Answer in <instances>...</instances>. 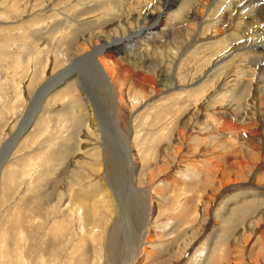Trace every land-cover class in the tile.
I'll use <instances>...</instances> for the list:
<instances>
[{"label": "rangeland", "instance_id": "374dc122", "mask_svg": "<svg viewBox=\"0 0 264 264\" xmlns=\"http://www.w3.org/2000/svg\"><path fill=\"white\" fill-rule=\"evenodd\" d=\"M213 1L197 26L202 0H0V264H264L257 76L234 100L239 74L228 58L245 52L235 47L240 37L263 36L264 23L258 18L252 34L236 28L232 45L219 51L227 39L214 38V27H225L218 16L232 17L238 0ZM164 2L159 48H148L155 69L135 61L165 88L144 86L133 72L118 78L116 116L141 166L136 186L144 189L134 191L109 88L84 69L81 84L71 80L45 98L37 92L77 45L90 50L100 36L149 27ZM186 26L198 29L188 41L180 33ZM82 86L93 95L97 121ZM223 119L239 130L222 128ZM73 194L88 213L78 212Z\"/></svg>", "mask_w": 264, "mask_h": 264}, {"label": "bare ground", "instance_id": "6f19581e", "mask_svg": "<svg viewBox=\"0 0 264 264\" xmlns=\"http://www.w3.org/2000/svg\"><path fill=\"white\" fill-rule=\"evenodd\" d=\"M208 1L209 0H202V3L199 6H201V9H204V11H202L201 9H198V11L195 14V18L198 19L197 26H200L201 23L203 22L202 21L203 16H204L203 14L205 13V11H207V9L209 10V6L207 5L209 3ZM217 1L218 2H216V1L215 2L219 3V0H217ZM224 1L225 0H223V2ZM242 1L243 0H238V1H236V3L231 2V4L234 3V7L236 8V11L234 10L235 13L233 14L232 17L229 18L227 16L226 18H222V15L218 16L219 19L221 18L223 20L225 27H224V29H219L218 26L214 27L215 34H216V36H214V38H216V37L217 38H220V37L225 38L226 37V39L228 41V42L226 41L227 43L221 42V43L217 44V46L222 47L221 49H218L219 51H224V49L226 48L227 45H228V47H230V45H232L231 37L229 35H230V33H233L236 28L242 27V29H241L242 31L247 30L249 32L248 34H252L253 31L251 30V28L255 24V22L257 21L258 18H260L261 23H264V0H244L245 2L241 6H238V5H240L239 3H241ZM79 2H82V1H79ZM210 2H211V0H210ZM228 5H227V7H228ZM163 8H164V10L162 9L163 11L161 12L158 21L151 24V26H149V27H146V26L139 27L136 30L131 31L129 35L124 36V37L114 36V37L108 38L105 36H100L97 39L96 45L90 50H85L86 48H85L84 43H81V45H77L74 48L73 54H72L71 59H70V63H68L65 67L60 69L58 71V74L51 75L46 81H44L41 84V87L38 89V92H37L38 93L37 97L45 98L46 96L49 95V93L51 95L52 90H54L58 86H61V85L68 83L71 80H77V82L81 84L83 81L82 76L85 73L84 69H88L89 71H91L94 75L97 76L98 80L101 83L103 82V84H105L109 88V92H110V95L112 97V101L114 103V108L110 111V115L113 118L112 123L114 124V135H116L117 137H122L128 142L127 144L129 145V147L127 146L126 150L128 151L129 157H130V161L128 164L130 166V170H131L130 176L132 178V179H130L131 180V188H132L131 190H134V191L135 190L136 191L141 190V189L143 190L144 188L138 189V186H136V182H137L136 180H137V178H139V175H137V174H138V169H139L140 165H139V163H137L136 155L133 154V147L130 145L131 139L125 134V132L121 128L119 121H118V116H116V112H117L116 111L117 110L116 102L118 101L117 98H121V89H120L119 84H118V78L121 75L125 76L126 74L133 72V76L136 77L137 81L140 84H142L144 86L148 85V84H152V85H154L153 87H155V89L158 91L162 88H165L163 79H159V80L157 79V81L155 82V78H152L150 75H145L139 68H137V66H138L137 61H135L136 58H139L140 60L145 58L146 62H143V65L145 64L147 66V68L149 70H151L150 69V66L152 65L150 63L151 62L150 61L151 55H149L150 53L148 54V50H149L148 48H150V46H153L154 51L158 50V48H159V46H157L158 44L156 45L154 39H156L161 33H163V30H164L163 26L165 25V22H166V16L164 14H166L165 10H167L169 8L168 3L164 2ZM229 9L231 11V8H229ZM245 9L247 11H245ZM227 11H228V9H227ZM223 16H224V14H223ZM244 16H247V18L244 19ZM242 20H244V26L241 24ZM217 21H219V20H217ZM192 26L184 27L182 29L183 32L181 30L180 33L183 34L181 37L184 38V41L185 40L188 41L189 36H191V35L193 36L194 34L195 35L197 34L198 29L194 28ZM184 34L186 36H184ZM211 34H213V33H211ZM241 39H244V40L241 41V44L236 43L235 47H236V49H238V51L244 50L245 52L242 53V55H241V53L236 54V55L234 54L235 58L232 57V56H234L233 54H230L229 56L227 55L229 58V61L235 63L234 66H236V69H237L238 74H239V80L234 87V89L237 91H236V93H234L233 98H234V100H237V99H240L241 97H243L244 94L246 95L247 90L250 88L249 83H250V81L253 80V79L252 80H250V79L252 78V76H254V74H256L257 78L254 80L255 82L253 81V86H254V91H255L254 94H258V99L261 102V106H260L261 109L258 110V113H260L262 115L261 117L264 119V106L262 105V104H264V35L263 36L250 35V37L242 36V37H240V40ZM169 41H171V40L169 39L167 42H169ZM224 41H225V39H224ZM229 41H231V42H229ZM244 44L246 45V47L241 49L240 46L244 45ZM237 45H240L239 48H237ZM162 46H164V44ZM235 47H232V48L235 49ZM170 48H171V45H170ZM82 50H85V51H82ZM161 51H163V50H161ZM229 51H231V50H229ZM238 51H237V53H238ZM155 60H157V59H155ZM169 63H171V61H169ZM218 65H219V63H218ZM215 67H218V66H214V68ZM151 68H152V66H151ZM153 69H155V68H152V70ZM157 70L158 69H156V71ZM89 71H88V73H89ZM163 73H164V71H163ZM121 78H123V77H121ZM58 82H60V83L62 82V84L59 83L60 85H57ZM147 87H149V86H147ZM81 89H83V86ZM83 91H84L85 97L87 99V104H88V108H89L91 117L93 120L97 121V116L95 117L96 109H95V105H94V101H93L94 99L92 100L93 95L90 96L91 93L89 94V91L85 92V89H83ZM232 92H233V89H232ZM122 97H123V95H122ZM224 107H227V106H223L222 110ZM231 108H229V109H231ZM32 111L34 113H36L35 112L36 110L33 109ZM225 111H227V110H225ZM236 111L243 113V110L238 106L236 107ZM225 113L223 112L224 115H226ZM254 113H256V112H254ZM229 114L231 115V113H229ZM239 115H238V117H239ZM238 117H237V119H238ZM220 121L222 122V120H220ZM230 123H229V121H227V120L224 121V119H223V125H221V127L225 128V129L227 127H229V128L234 129V130H239V128H240L239 125H234V124H232V123L230 124ZM22 124H25V123H22ZM25 125H23L22 128L24 127V129H25L26 128ZM252 126H258V125L255 122H253ZM103 128H105V127H103ZM255 129H257V127ZM24 131H21V133L19 131L20 134L18 133L13 139H10L7 142V144L5 146V151H6V149H10V151H11V149H13L17 140L19 139V137L22 135V133ZM107 137H108V135L106 137H104L106 145H107ZM106 145H105V147H106ZM2 156H4V155H2ZM1 160H3V158H1ZM73 197H74V199H73ZM72 199L74 201L75 208L78 209V212L83 210V215H85L86 212L88 213L89 204H87L86 201L80 200V198L78 197L77 194H73ZM71 208H73V206H70V209ZM74 214L76 215L77 213H74ZM147 222H149V219L147 220ZM58 224L59 223H57V225ZM128 224H130V223H128ZM128 232H130V230H128ZM129 237H130V233H129ZM131 248H132V246H131ZM131 253L129 252V254H130L129 256H132ZM129 264H131V263H129Z\"/></svg>", "mask_w": 264, "mask_h": 264}]
</instances>
